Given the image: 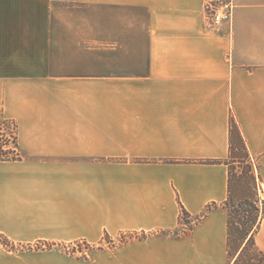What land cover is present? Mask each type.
Listing matches in <instances>:
<instances>
[{"label": "crops", "instance_id": "crops-1", "mask_svg": "<svg viewBox=\"0 0 264 264\" xmlns=\"http://www.w3.org/2000/svg\"><path fill=\"white\" fill-rule=\"evenodd\" d=\"M208 1L0 0V120L21 153L0 161V264L222 263L231 119L264 192V0H220L235 7L220 34ZM74 3L93 56H65ZM103 30L124 56H101ZM181 206L189 237L154 235ZM126 233L148 237L65 254Z\"/></svg>", "mask_w": 264, "mask_h": 264}, {"label": "trees", "instance_id": "trees-1", "mask_svg": "<svg viewBox=\"0 0 264 264\" xmlns=\"http://www.w3.org/2000/svg\"><path fill=\"white\" fill-rule=\"evenodd\" d=\"M9 121L0 120V161L16 160L14 151L12 149L4 151L3 149V136L1 133V126L4 124L8 126ZM14 126L12 135V144L15 150L17 147L16 125ZM8 144V143H7ZM252 158L244 141V138L235 122L231 119L230 129V154L229 159L225 162L229 167V195L223 208L228 215V234H227V256L229 259L228 264H264V252L259 249L256 244V236L261 228L264 220V199L253 197H245L240 200L236 199L235 182L243 189H256L251 188V181H255V176L252 171ZM239 161L241 164H247L248 173L241 176L236 181V176L233 171V165ZM257 180V177H256ZM257 189L259 191L258 183ZM253 194V193H252ZM218 208V205H210L203 217H206L209 212ZM202 219V217H201ZM198 219V222L201 221ZM191 225L193 229L195 223L190 218L189 213L181 206V220L180 227ZM109 238V237H108Z\"/></svg>", "mask_w": 264, "mask_h": 264}, {"label": "rangeland", "instance_id": "rangeland-1", "mask_svg": "<svg viewBox=\"0 0 264 264\" xmlns=\"http://www.w3.org/2000/svg\"><path fill=\"white\" fill-rule=\"evenodd\" d=\"M77 3L74 4H65V11L68 13L69 17L65 18L67 20L66 25H68L70 28L69 33H65V56L67 57H78L83 56V53L85 52L86 56H93V53H88L89 51H84L81 49V46L84 41L89 42L93 40V33L88 32L87 34L81 33L78 29L79 24V18H78V9H77ZM101 39L103 42L102 49H101V56L102 57H110V56H124V42L121 41H115L110 40V35L108 30H103ZM124 39V37L122 36ZM88 45V43H87ZM122 45L123 48H120L119 46ZM112 47V49H111ZM11 123V121H9ZM13 125V124H12ZM252 161V160H251ZM233 171L236 176V181H238V178L241 176H245L246 173H248V167L247 164H241V162L236 161L235 165H233ZM252 171L255 174V163L252 161ZM257 183H259L258 180L251 181V188L255 187L256 189H243L238 186V182H235V192H236V199L240 200L245 197H253L254 199L262 198L264 199V192L261 191V189H257ZM253 193V194H252ZM191 225L186 226L183 223V226L179 227L177 230L174 231V233H167L166 232H158L153 233L157 236H162L165 238H177V239H183L188 238L191 232ZM109 237V238H108ZM148 235L138 233H126L119 235L116 237V244H110L109 241L111 237L108 234H105L103 239L99 243H94L92 246L85 244V241H76L73 243H69L68 245H65V254L70 255L71 257H76L80 259H89L91 256L95 255L96 253H99L101 250H107L111 248H115L116 246H122L124 244H127L129 242H132L134 240H144L147 239ZM105 240V241H104ZM256 244L264 252V225L260 228L257 236H256ZM49 246L46 245V248H43V246L36 247L34 249H29L31 251L33 250H39V249H48ZM87 253V255H86ZM184 256V255H183ZM229 259L226 253L223 256V261L221 264H228Z\"/></svg>", "mask_w": 264, "mask_h": 264}, {"label": "built area", "instance_id": "built-area-1", "mask_svg": "<svg viewBox=\"0 0 264 264\" xmlns=\"http://www.w3.org/2000/svg\"><path fill=\"white\" fill-rule=\"evenodd\" d=\"M234 8L235 7L231 2L220 1V0L208 1L205 5V26L207 32L211 34H220L226 25L231 27L234 19ZM13 131H14V126L12 125V123H8V126H5L4 124L1 126L3 141L5 140L3 142L4 144L3 149L4 151L12 149V151H14L15 157H20L21 156L20 151L15 150V147L12 144ZM115 242H116L115 239L109 241L110 244H115ZM34 248H35L34 246L28 247V249H34ZM43 248H46V246H43Z\"/></svg>", "mask_w": 264, "mask_h": 264}]
</instances>
